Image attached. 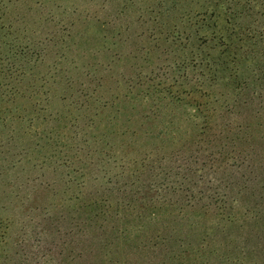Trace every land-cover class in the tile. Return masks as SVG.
Wrapping results in <instances>:
<instances>
[{
	"label": "rangeland",
	"instance_id": "1",
	"mask_svg": "<svg viewBox=\"0 0 264 264\" xmlns=\"http://www.w3.org/2000/svg\"><path fill=\"white\" fill-rule=\"evenodd\" d=\"M0 70V264H91L119 252L115 227L134 214L116 211L128 198L117 191L120 165L136 146L127 131L147 112L161 114L152 132H181L166 144L174 171L191 147L186 115L199 113L197 125L217 116L205 128L228 156L207 173L228 179L218 189L238 204L226 218L196 219L213 251L198 264H264V0H0ZM100 197L122 223H88L85 206Z\"/></svg>",
	"mask_w": 264,
	"mask_h": 264
},
{
	"label": "trees",
	"instance_id": "2",
	"mask_svg": "<svg viewBox=\"0 0 264 264\" xmlns=\"http://www.w3.org/2000/svg\"><path fill=\"white\" fill-rule=\"evenodd\" d=\"M247 38L253 39L251 35L247 36ZM224 39L225 37H221L222 43L226 42ZM215 73H217L216 70ZM0 75H2L1 70ZM243 86V90L248 88L246 84H243ZM199 91H202L200 93L203 97L210 96V93L204 90L203 87ZM161 93H166V91ZM161 93H158L157 96L160 105L170 104L173 109L178 108L180 99L172 94H168V97H170L167 98L166 95ZM0 95L2 100L7 93L0 89ZM138 97L137 99L140 100V103H143L145 95L144 97ZM166 99L169 101H166ZM207 103L205 105H209ZM160 115L151 116L149 112L138 114L139 118L135 123V127L127 131L131 133L128 138H133L136 146L128 151V163H126L127 165H120L122 171L120 176H118L124 180L120 183L117 191L128 198L120 203L117 202L116 211L134 213L128 222H134L131 228L136 230L138 238L132 242L134 243L133 248H130L132 234L129 232V227H125L126 225L130 226V224L127 221L124 222L121 229L116 226L117 247L120 248L119 252L124 250L122 255H118L119 252L117 254L107 252L99 258H95L91 264H131L127 254L134 251L146 254L149 259L151 255L154 256L155 254L156 257L150 261L151 264H198L200 262L199 257L204 256L206 253L210 255L213 251L203 250L205 238H207L209 233L205 228L203 233L199 232L196 219L201 217V219L207 221L210 219L211 213L217 217L226 218L229 215L228 210H234L237 207V200L230 199L229 194H225L222 191L223 189H218L221 186H233V184L228 179L216 181L213 178H209L211 174L207 173V171L215 168V164H220L224 156H228L227 153L224 154L221 151L218 158V153L214 152L215 147L213 146L216 145L219 147L218 149H222L223 143L221 140L219 142V138L211 135V132L205 128L208 124H211L210 120L213 121V118L216 119L217 116L214 114L204 115L202 116L204 123L197 125L195 120L201 116L199 113L186 115L184 121L190 125L191 134L188 136L185 131L184 135L191 147L185 148L188 151V159L185 161L182 159L181 164L174 171L173 167L163 164L166 161L167 149H169L166 144L169 140L172 143L180 141L174 135L181 137V132L167 131L165 129L152 132L151 125L153 121L161 119ZM168 117L169 124H171L174 122L176 115L173 114ZM0 122H4L1 115ZM229 126V124H223L224 129H228ZM208 131L209 134H207ZM123 133H121V136ZM198 136L200 137L198 138ZM204 136H209L215 140V144L206 149L197 147L196 143H201ZM115 153L117 154V152ZM124 157L122 156L120 159L115 160L120 161ZM204 170H206V173H204ZM145 175L149 176L147 184H145V179L147 178ZM127 186H129L130 190L128 194H125L124 187ZM106 200L107 197L104 199L102 197L95 200L91 199L85 206L90 218L88 222L90 225H95V223L102 220L122 221L123 217L114 218L113 216H108L109 206L104 204ZM163 212L168 213V223L162 222L161 225L157 222L158 217ZM145 221H147L146 225H144ZM151 224H154V227L149 228L148 226ZM99 225L102 226L101 222ZM207 230L218 232L220 229L212 227L207 228ZM4 235L0 233V242L3 240L2 243L5 241ZM164 250L165 255L161 258V252ZM194 257H198V259L194 260ZM232 262H236L235 258H233Z\"/></svg>",
	"mask_w": 264,
	"mask_h": 264
}]
</instances>
